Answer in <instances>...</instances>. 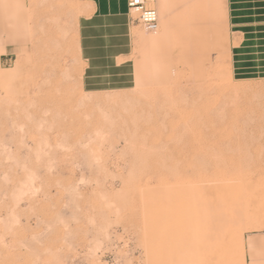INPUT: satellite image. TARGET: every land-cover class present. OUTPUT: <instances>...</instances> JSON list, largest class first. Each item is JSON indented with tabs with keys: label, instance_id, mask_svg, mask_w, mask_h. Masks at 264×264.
<instances>
[{
	"label": "rangeland",
	"instance_id": "rangeland-1",
	"mask_svg": "<svg viewBox=\"0 0 264 264\" xmlns=\"http://www.w3.org/2000/svg\"><path fill=\"white\" fill-rule=\"evenodd\" d=\"M149 8L83 87V5L0 0V264H245L264 233V25Z\"/></svg>",
	"mask_w": 264,
	"mask_h": 264
},
{
	"label": "crops",
	"instance_id": "crops-1",
	"mask_svg": "<svg viewBox=\"0 0 264 264\" xmlns=\"http://www.w3.org/2000/svg\"><path fill=\"white\" fill-rule=\"evenodd\" d=\"M78 1L84 9V14L78 21V30L81 60L87 65L82 79L85 87L92 79L102 77L97 75L102 71L95 70L96 64L113 65L112 71H122L121 68H115L119 67L117 61L124 57V37L128 35L135 20L130 19L128 0ZM229 22L233 33L249 37L254 33L251 31L252 26L264 25V0H230ZM162 37L152 38L150 43L153 44L156 40L154 43L157 44ZM252 40L247 39L246 42ZM243 253L245 264H264V233L248 235L243 245Z\"/></svg>",
	"mask_w": 264,
	"mask_h": 264
},
{
	"label": "built area",
	"instance_id": "built-area-1",
	"mask_svg": "<svg viewBox=\"0 0 264 264\" xmlns=\"http://www.w3.org/2000/svg\"><path fill=\"white\" fill-rule=\"evenodd\" d=\"M152 0H128L129 11L138 14L137 22L146 32H155L158 29V15L153 8H149Z\"/></svg>",
	"mask_w": 264,
	"mask_h": 264
},
{
	"label": "bare ground",
	"instance_id": "bare-ground-1",
	"mask_svg": "<svg viewBox=\"0 0 264 264\" xmlns=\"http://www.w3.org/2000/svg\"><path fill=\"white\" fill-rule=\"evenodd\" d=\"M155 42H156V40H154ZM154 41H153V45H156V43H154ZM157 46V45H156ZM139 80H137V82H138ZM137 85H138V83H137ZM254 85V84H253ZM254 87V86H253ZM250 92V91H249ZM257 92V91H256ZM126 98H128V97H126ZM130 98V97H129ZM119 100V99H118ZM126 99L124 98L123 100L121 99V102H123V101H125ZM130 101V100H129ZM231 101V100H230ZM118 102V101H117ZM119 102H120V100H119ZM116 103V102H115ZM232 234V233H231ZM232 237H233V235H232ZM210 239V238H209ZM233 254L232 255H234V257L236 256V250H235V247H236V243H239L240 242V254H243V233L242 232H240V231H238L237 232V234L235 233V237H234V240H233ZM236 244V245H235ZM204 245V244H203ZM239 245V244H238ZM232 252V251H231ZM194 254V253H193ZM232 255H231V257H232ZM188 256V255H187ZM236 259V257L234 258V260ZM210 260H212V259H210ZM230 260H232V258L230 259ZM233 260V261H234ZM216 261V260H215ZM207 264H212V263H210V262H208Z\"/></svg>",
	"mask_w": 264,
	"mask_h": 264
}]
</instances>
